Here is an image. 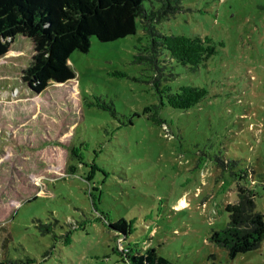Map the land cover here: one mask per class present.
Masks as SVG:
<instances>
[{"label": "rangeland", "instance_id": "rangeland-1", "mask_svg": "<svg viewBox=\"0 0 264 264\" xmlns=\"http://www.w3.org/2000/svg\"><path fill=\"white\" fill-rule=\"evenodd\" d=\"M172 3L160 32L216 46L196 70L160 56L163 76L137 62L149 43L140 25L115 41L93 37L87 53L70 56L75 79L40 94L21 80L34 52L27 38L0 57L2 264H114L108 223L119 218L130 223L126 245L172 264H264V241L230 258L210 240L227 225L238 185L258 192L264 213V0ZM155 75L173 91L187 84L207 95L189 111L162 106Z\"/></svg>", "mask_w": 264, "mask_h": 264}, {"label": "trees", "instance_id": "trees-1", "mask_svg": "<svg viewBox=\"0 0 264 264\" xmlns=\"http://www.w3.org/2000/svg\"><path fill=\"white\" fill-rule=\"evenodd\" d=\"M146 1L0 0V57L8 53L18 35L27 38L33 44L34 52L22 69L21 80L40 94L51 83L64 84L75 79L70 56L75 51L87 53L93 37L101 42L115 41L136 34L139 25L149 38L148 54H137L135 59L140 63L147 61L156 73L163 76L160 56L196 70L216 53V46L208 36L160 32L156 22L165 14H174L178 8L172 0H157L159 8L153 4L148 7ZM170 75L174 76V73ZM162 81L159 75L154 76L153 83L162 106L189 111L207 95L204 87L184 84L173 91L169 84L162 86ZM107 106L103 104L104 108ZM109 108L114 113L113 108ZM150 117L157 124L163 123L157 110ZM237 163L228 161L226 166L229 164L231 168ZM263 176L257 175L264 187ZM248 178L253 186L257 185L255 179ZM257 195L255 189L238 185V201L226 206L229 213L227 225L210 236L211 242L225 249L230 258L253 251L264 241V213L257 210ZM108 226L118 236L116 251L120 258L114 264H172L154 248L143 250L136 244L130 245V241L126 245L132 233L126 219L111 221Z\"/></svg>", "mask_w": 264, "mask_h": 264}]
</instances>
